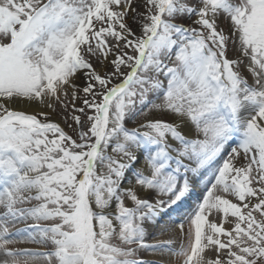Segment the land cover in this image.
<instances>
[{
    "label": "snow or ice",
    "instance_id": "1",
    "mask_svg": "<svg viewBox=\"0 0 264 264\" xmlns=\"http://www.w3.org/2000/svg\"><path fill=\"white\" fill-rule=\"evenodd\" d=\"M0 264H264V0H0Z\"/></svg>",
    "mask_w": 264,
    "mask_h": 264
},
{
    "label": "rangeland",
    "instance_id": "2",
    "mask_svg": "<svg viewBox=\"0 0 264 264\" xmlns=\"http://www.w3.org/2000/svg\"><path fill=\"white\" fill-rule=\"evenodd\" d=\"M200 185L201 186H199V188L196 191V195L198 194V197L200 195L199 189L203 187V184H200ZM194 200H195L194 198L188 199L187 203L181 205L179 209L175 208L173 211L170 210L169 211V215L164 218V220L161 222L160 225L149 229L150 233L155 235L156 233L160 232L161 229L164 228V227H172L171 224L169 223V217H171V219H173V220H175L176 218H180L181 214H184L187 209H190V206L193 204ZM24 227H25V225H23V224L16 225V227H10V232H15L18 228H24ZM160 236H157L155 239H153L152 236L150 235L149 238H148V243L149 244H155V243L162 242V241H158L157 240L158 237H160ZM24 245L25 244H17V245H15L13 247H16V248H31V249H35V250H38V251H45L46 250V249L39 248L37 245H36L37 247H35V248L34 247H29V246H24ZM154 260H157V259L154 258Z\"/></svg>",
    "mask_w": 264,
    "mask_h": 264
},
{
    "label": "bare ground",
    "instance_id": "3",
    "mask_svg": "<svg viewBox=\"0 0 264 264\" xmlns=\"http://www.w3.org/2000/svg\"><path fill=\"white\" fill-rule=\"evenodd\" d=\"M200 186V185H199ZM192 198H194L195 200L193 201V204L190 206V209L195 205V203H196V200H197V198H198V194L196 195V192L189 198V199H192ZM164 199H167V197H164ZM188 201V200H187ZM187 201L185 202V203H187ZM174 208H175V206L173 207V210H174ZM190 209H187L186 211H188V210H190ZM172 210V211H173ZM185 211V212H186ZM184 214H181L180 216H183ZM176 219H179V218H176ZM172 227H174V225H171ZM170 236H171V233H166L165 235H161L160 237H158V241H164V240H167V239H169L170 238ZM24 246H29V247H37L36 245H33V244H25ZM144 258L145 259H148L149 261H152V260H154V258L155 259H160V257H158V256H152V255H149V254H147V253H145V255H144ZM164 259H167V258H164Z\"/></svg>",
    "mask_w": 264,
    "mask_h": 264
}]
</instances>
